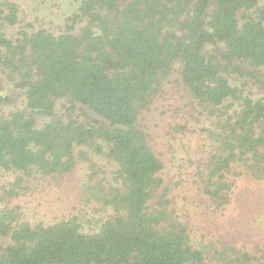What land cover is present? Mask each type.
Segmentation results:
<instances>
[{
	"label": "trees",
	"instance_id": "obj_1",
	"mask_svg": "<svg viewBox=\"0 0 264 264\" xmlns=\"http://www.w3.org/2000/svg\"><path fill=\"white\" fill-rule=\"evenodd\" d=\"M18 22L17 3L2 0L0 67L22 93L0 115V170L15 174L0 200L35 173H69L77 158L92 168L87 152L74 154L87 145L115 164L114 184L85 187L114 214L86 233L74 217L31 224L20 205L3 206L0 264H206L186 226L152 208L164 165L138 118L178 65L191 96L218 119L206 130L216 151L203 163V190L226 204L234 163L263 179L264 97L243 95L228 75L264 88V76L244 66L264 68V0H81L61 32L20 29L13 41L3 27ZM219 255L220 264H264L232 247Z\"/></svg>",
	"mask_w": 264,
	"mask_h": 264
},
{
	"label": "rangeland",
	"instance_id": "obj_2",
	"mask_svg": "<svg viewBox=\"0 0 264 264\" xmlns=\"http://www.w3.org/2000/svg\"><path fill=\"white\" fill-rule=\"evenodd\" d=\"M11 1L19 7V22L5 25L2 32L14 41L20 29L44 28L55 34L61 32L66 18L81 0ZM244 66L264 76L263 67ZM228 78L243 95L264 97V88L254 79L235 73ZM21 93L7 71L0 67V95L8 98L0 102V115L21 104ZM84 112L94 116L86 109ZM217 120L210 107L191 96L181 81L178 65L175 66L154 94L150 106L138 118L148 144L164 165V182L150 203L152 208L164 209L186 226L192 243L203 250L206 264H220L219 252L223 247L246 251L264 262V178H256L240 164H232L225 174L226 181L231 184L227 192L229 199L221 206L206 194L201 184L203 163L216 151V144L206 130L214 129ZM80 151L87 152L92 168L89 162L77 158L76 165L67 174L35 173L26 177V189L17 196L0 200V209L20 205L21 219L31 224H50L74 217L83 232L97 231L114 211L85 187L114 184L115 164L105 153L94 152L87 145L75 146L76 156ZM14 179L11 171L0 170V196Z\"/></svg>",
	"mask_w": 264,
	"mask_h": 264
}]
</instances>
